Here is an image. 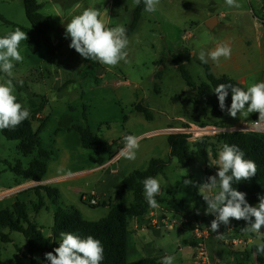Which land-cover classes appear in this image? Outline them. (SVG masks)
Masks as SVG:
<instances>
[{
    "label": "rangeland",
    "instance_id": "1",
    "mask_svg": "<svg viewBox=\"0 0 264 264\" xmlns=\"http://www.w3.org/2000/svg\"><path fill=\"white\" fill-rule=\"evenodd\" d=\"M38 2L43 5L40 13L50 22L52 42L60 46L53 52L42 43L37 47L33 41L32 47L37 50L33 53L28 41H22L19 51L24 57L23 62H15L12 77L0 72V82L12 79L15 95L24 107L30 108L31 102L39 106L42 98L47 101L44 110L36 114L33 127L40 133L43 150L51 157L44 160L37 152L24 155L19 150V142L1 137L0 213L12 212L16 204H22L31 222L41 227L45 236L51 233L58 208L74 207L84 220L96 222L107 218L119 205L132 206L134 196L122 192V182L136 171H146L152 160L160 161L165 167L157 177L161 187L160 202L155 211L158 218L164 214L170 223L178 226L131 233L129 247L130 241H136L139 256L147 257L142 246L152 244L164 253L157 255V259L172 255L175 257L173 264H197L190 225L205 219L207 223L201 225L205 230L214 219L213 215L205 214L207 204L199 186L205 183V175L217 174L219 166L213 164L212 152L208 163L198 149L191 146L190 167L183 168L170 156L168 138L172 134H181L191 123L199 127L239 129L244 122L255 120L254 115L259 113L253 112L247 117L238 113L233 118L227 112L223 119L213 117L211 107L201 101L197 89L187 86L173 65L172 57L183 60L197 86L207 82L203 64L208 65L217 77L226 76L236 82L247 78L246 89L252 83L264 81V0H237L241 5L239 8L229 7L225 0H161L158 11L141 14L136 30L128 39L127 62L121 61L111 69L98 62L99 66L91 70L84 69L90 60H78L79 53L74 49L67 65H60L61 55L70 48L66 25L85 8L94 7L101 11L108 27L123 25L127 28L138 7L134 0ZM0 16L9 22L0 20V36L18 27L28 37L27 31L32 30V26L25 14L24 0H0ZM213 18L217 23L210 29L206 23ZM258 39L263 42V54L256 43ZM220 43L231 46L230 59L221 57L214 62L206 56L207 63L199 60L201 51L208 53ZM159 72H162L160 80L155 78ZM64 79L70 83L59 88L58 82ZM20 81H23L22 86ZM137 105L148 110L150 119L135 111ZM197 109L201 117H195ZM77 127L88 128L108 142L117 141L126 133L142 137L136 159L118 156L109 163L112 160L109 155H98L82 146ZM213 137H208L212 139L209 143H215ZM218 149H221L220 145ZM35 161L47 166L41 183H33L17 173L19 169L27 170ZM209 164L213 170H209ZM68 171L70 176L66 174ZM185 179L193 183L185 186ZM195 185L201 195L199 199ZM206 194L213 195L214 192ZM92 201L97 205L93 206ZM41 202L43 207L35 212ZM183 219L191 221L184 228ZM139 222L142 224L141 220ZM219 227L224 239H217L216 232L212 231L210 240L206 241L207 253L213 263L259 264L252 248L257 244L255 233L245 234L234 227L231 235H227L226 225ZM1 232L12 241L5 244L0 240L2 261L31 264L25 250L26 238L9 229ZM233 240L240 241L241 245L233 246ZM132 258L129 254L128 262L131 263ZM35 260L36 264H41L39 258Z\"/></svg>",
    "mask_w": 264,
    "mask_h": 264
},
{
    "label": "trees",
    "instance_id": "2",
    "mask_svg": "<svg viewBox=\"0 0 264 264\" xmlns=\"http://www.w3.org/2000/svg\"><path fill=\"white\" fill-rule=\"evenodd\" d=\"M25 14L32 26V30H28V43L33 53L37 50L32 47L34 41L39 47L44 44L51 51L55 52L56 47L53 45L50 32L51 25L49 20L44 17L40 11L42 5L38 0H24ZM144 12L143 0L138 5L132 24L127 27V37L136 30L141 14ZM0 20L9 24L2 16ZM173 65L178 68L180 74L187 86L192 89H197L198 95L206 105L211 107V114L217 119H223L226 110L222 111L219 107L217 95L214 93L216 86L220 83H230L234 86L241 87L246 90V87L230 79L226 76L216 77L212 69L203 64L206 71L207 82L197 86L186 68L183 60L177 56L172 57ZM89 70L96 65L97 61H88ZM156 79L162 78V72H159ZM229 95L226 98V108L231 105V89L228 90ZM39 98V96H36ZM18 100V99H17ZM18 102H20L18 100ZM47 104V101L42 98L40 105L31 102L30 117L22 122L15 129L0 130V139L3 136L7 140L19 142V150L24 155H33L38 153V156L44 160H49L51 154L43 150L42 139L39 131L34 130V123L37 121L36 114L42 112ZM135 111L143 114L150 119L148 110L141 105L135 107ZM254 119H258L255 114ZM76 130L81 135L82 146L85 149L93 151L95 154H107L110 159L118 156L123 148V137L117 141L108 142L95 136L88 128L82 129L77 127ZM125 135H131L126 133ZM212 139L203 138L202 141L192 144L191 135L188 134H172L168 138L170 146V156L178 160L183 168H189L191 164L190 148L194 146L198 149L200 156L208 162L209 154L212 152L214 159L218 158V153L222 150V146L227 143L229 145H237L244 153L245 159H251L257 164V172L254 177L249 180H242L239 183L233 181L232 187L238 191L246 193L247 202L253 206L259 203V196H264V134L245 131H229L221 135L213 137L215 143H209ZM220 145V150L218 149ZM165 164L160 161L152 160L148 169L144 172L136 171L122 182V192H130L134 196V204L130 207L119 205L111 210L107 218L96 222H89L83 219L81 213L74 207L58 208L54 213V224L51 228L50 236L43 234V229L36 223L31 222L25 207L22 204H16L14 210L2 211L0 213V240L5 243H11L9 236L1 232L2 229H9L11 232L22 234L27 240V253L30 256L31 264H36L35 257L40 259L41 264H50L45 257L47 252L59 246L60 233L71 232L86 238L88 235L99 239L104 247V259L101 264H130L127 259V237L129 234L130 224L134 219H141L148 212L150 207L144 196L143 180L147 177L157 178L164 171ZM47 166L44 162L35 161L27 170H17L20 175L26 176L33 183H41L46 175ZM196 196L198 197V188L195 185ZM157 203L160 198L155 197ZM43 207L41 202L35 208V212L40 211ZM254 219V218H253ZM230 221L242 231V228L248 226V222L244 220H235L230 218ZM186 226V225H185ZM184 226V227H185ZM264 230V227H262ZM194 230V229H192ZM55 254V253H54ZM256 260L259 264H264V254L256 252ZM0 264H6L0 258ZM133 264H161V260L157 258H143Z\"/></svg>",
    "mask_w": 264,
    "mask_h": 264
},
{
    "label": "clouds",
    "instance_id": "3",
    "mask_svg": "<svg viewBox=\"0 0 264 264\" xmlns=\"http://www.w3.org/2000/svg\"><path fill=\"white\" fill-rule=\"evenodd\" d=\"M160 2L161 0H143L144 11L155 13ZM134 3L138 6L141 0H134ZM225 3L229 7H241L237 0H225ZM104 11L107 13V9ZM66 36L71 38L69 47L87 60L97 61L109 69L121 61L127 62V29L123 25L108 27L97 8H85L79 15L73 16L66 25ZM27 39L26 32L18 27L0 36V72L5 73L7 77L13 76L15 62H23L24 57L19 48L21 42ZM231 55V46L220 43L208 53L201 51L198 58L202 63H207L206 56L218 62L221 57L230 59ZM19 83L22 86L23 81ZM229 89L231 105L226 108L225 101ZM214 93L218 97L220 109L226 110L231 117L235 118L238 113L247 117L250 113L258 112L257 123H264V81L252 83L246 90L230 83H220ZM30 115V109L18 102L12 79L0 82V130L15 129ZM141 139L142 137L136 135H124V147L118 155L135 160ZM215 164L219 166L217 174L208 177L207 181L199 186L207 204L205 214L215 217L211 221V230L217 232L221 224L227 226L230 218L247 221L248 226L242 228V231L245 234H256V252L264 254V231H261L264 227V196H259V203L251 206L246 200V193L232 187L233 181L239 183L254 177L257 164L251 159H245V153L237 145L227 143L219 151ZM66 174L70 176L71 172ZM142 183L148 205L152 208L158 207L155 197L160 192V181L155 177H147ZM183 183L187 186L193 182L185 179ZM213 192V195L206 194ZM59 235V246L53 252L45 254L50 264H101L103 261L104 247L99 239L91 235L82 238L71 232H61ZM217 239H224V234H218ZM174 260V256L167 255L162 258L161 264H173Z\"/></svg>",
    "mask_w": 264,
    "mask_h": 264
},
{
    "label": "crops",
    "instance_id": "4",
    "mask_svg": "<svg viewBox=\"0 0 264 264\" xmlns=\"http://www.w3.org/2000/svg\"><path fill=\"white\" fill-rule=\"evenodd\" d=\"M39 4H41V3H39ZM42 5V4H41ZM42 8H43V5H42ZM42 10V9H41ZM68 39V42L69 43H71V38H70V36H68L67 37ZM264 42V41H263ZM263 42H262V40H260V39H258V40H256V43H257V45H258V47H259V49H260V52L263 54V49H262V45H263ZM59 44V43H58ZM54 45V44H53ZM55 47H56V49L57 48H59V46H57V45H54ZM56 51V50H55ZM71 51H72V48H69L67 51H66V53H64V54H62L61 55V60H60V65L61 66H66L67 65V63H68V61H69V59H70V57H69V55H70V53H71ZM78 60H81V61H85L86 59L85 58H83V57H81L80 56V54H78ZM87 66H89V63L87 62L86 63V67H84V69H88L89 70V67L87 68ZM236 68H240L238 65H236ZM217 77V76H216ZM59 84H58V87L59 88H61V87H64V86H66L67 84H69L70 83V81L69 80H67V79H64V81L62 80V82H58ZM238 83H240L241 85H243L244 87L247 85V78H243L242 80H239L238 81ZM196 100V99H195ZM198 102H200L199 100H198ZM199 111H198V109L196 110V113H195V117L197 116V117H201V115H199V113H198ZM256 113H258V112H256ZM258 116H259V114H258ZM259 118V117H258ZM244 123H246V122H244ZM191 126H196V125H193V123H191ZM219 127V126H218ZM221 128H224V127H221ZM224 129H228V128H224ZM233 129V128H232ZM228 130H231V129H228ZM119 156V155H118ZM118 156L116 157V158H114V159H112V160H110V162L109 163H112L115 159H117L118 158ZM216 160H218V159H215L214 160V162H213V164L215 165V161ZM209 163V162H208ZM212 164V165H213ZM209 166L211 167V168H209V170H211L212 169V166H211V164H209ZM213 170V169H212ZM206 174V173H205ZM210 174V173H209ZM205 175V182L207 181V179H208V177H210V176H213V175H216L215 173H213V174H210V175ZM198 199H199V197L201 196L200 195V193H199V191H198ZM157 197L158 198H160L158 195H157ZM255 205V204H254ZM157 208V207H156ZM156 208H152V209H149L148 210V212L144 215V217L143 218H141V219H134V220H132V222H131V224H130V229H129V234H131V233H138L139 231H144L145 232V230H146V232L147 231H149L151 228H153V229H155V228H158V227H160V228H162V226L164 227V228H171V227H177L178 225L177 224H175L174 222H172V223H170L169 222V220H168V218L163 214L160 218H158V216H157V213H156ZM184 218V217H183ZM142 221V224H140V222L139 221ZM204 222H206L207 223V220H205V219H201V221L200 222H198V223H191V221H189L188 219H183V223H182V228H184V226L185 225H189L190 223H191V228L192 229H194L193 230V246H194V248L196 249V247L198 246V244L200 243V241H198V239L196 238V236H195V229H198V228H200L201 229V225L204 223ZM232 225H234L233 223H232ZM232 225H227L226 227H225V229L227 230V235H231V232H233L234 230H235V228L234 227H236L235 225L234 226H232ZM148 227V228H147ZM207 228H211L210 227V225L209 224H207L206 225V228L205 229H207ZM220 228L221 227H219L218 228V231L216 232V236L218 235V234H221L222 233V231L220 230ZM201 230H203V229H201ZM51 234V233H50ZM129 234H128V236H129ZM50 236V235H49ZM211 238V237H210ZM210 238L208 239V240H210ZM248 242V241H247ZM251 243H252V241H250ZM250 242H248V243H250ZM130 243H131V246L129 247V241H128V237H127V259H129V254H131V256L133 257L132 259V261H131V263L130 264H133V263H135V262H137V261H139V260H141V259H143V258H155V257H157V255H163L164 253L163 252H161V251H158V250H156L155 248H153V245L152 244H150V245H143L142 246V248H143V251L148 255L147 257H142V256H139V250L137 249V244H136V241H134V240H132V241H130ZM205 244H206V241H205ZM241 245V244H240ZM255 246V247H254ZM253 249H254V253H255V255H256V245H253V247H252ZM25 250L27 251V246H26V248H25ZM25 250H23V251H25ZM21 253H24V252H21ZM196 254H197V249H196ZM209 255V254H208ZM196 256V255H195ZM28 257L30 258V256L28 255ZM210 257V256H209ZM35 258H38V257H35ZM211 259V258H210ZM130 261V260H129ZM212 261V260H211ZM215 263H217V262H215ZM217 264H219V263H217Z\"/></svg>",
    "mask_w": 264,
    "mask_h": 264
},
{
    "label": "built area",
    "instance_id": "5",
    "mask_svg": "<svg viewBox=\"0 0 264 264\" xmlns=\"http://www.w3.org/2000/svg\"><path fill=\"white\" fill-rule=\"evenodd\" d=\"M263 13H264V9H263ZM257 120L258 119L253 120L251 123H243L239 129H234V130L264 134V123H257ZM225 132H229V130L218 126H210V127L190 126L189 128H185L184 130H182L181 134L191 135V140L196 141L205 137H213V136L221 135ZM91 204L93 206L97 205L96 201H92ZM211 234H212L211 228H207L205 230H201L200 228L195 229V236L198 239V241H200V243L196 247L197 254L195 258L197 264H217V263H213L210 260L206 249L205 241H207L211 237ZM240 243L241 242L237 240L232 241L233 246L238 244L240 245Z\"/></svg>",
    "mask_w": 264,
    "mask_h": 264
},
{
    "label": "water",
    "instance_id": "6",
    "mask_svg": "<svg viewBox=\"0 0 264 264\" xmlns=\"http://www.w3.org/2000/svg\"><path fill=\"white\" fill-rule=\"evenodd\" d=\"M216 23H217V19H216V18H213V19H210V20L206 23V25H207L208 28L213 29V28L215 27ZM229 131H238V130L231 129V130H229Z\"/></svg>",
    "mask_w": 264,
    "mask_h": 264
}]
</instances>
